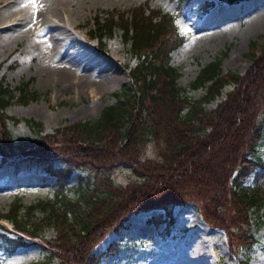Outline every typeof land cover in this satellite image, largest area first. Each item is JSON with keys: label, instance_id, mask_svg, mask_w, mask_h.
Wrapping results in <instances>:
<instances>
[{"label": "trees", "instance_id": "16d2710c", "mask_svg": "<svg viewBox=\"0 0 264 264\" xmlns=\"http://www.w3.org/2000/svg\"><path fill=\"white\" fill-rule=\"evenodd\" d=\"M180 1L182 12L190 3ZM103 14H94L88 34L102 43L106 34L121 29L137 58L129 68L130 81L112 92L115 99L96 118L60 124L43 139L17 144L5 108L14 97L25 102L37 95L28 86L30 79L14 87L0 80V155L46 163V170L60 175V182L83 162L97 167L127 162L140 178L122 186L105 175L99 184L79 185L75 197L60 192L51 201L27 206L16 202L11 213L0 216L12 222L16 233L10 237L9 228L2 225L7 229L0 234L3 247L13 251L26 243L25 237H37L36 227L18 215L21 208L26 214L40 210L56 228L55 238L43 242L57 254L58 264H91L97 259L94 246L123 226L129 215L167 209L205 192L211 193L202 206L205 220L224 229L231 252L248 247L256 238L251 210L264 205V161L257 153L264 135V47L260 54H252L244 74L223 72L221 56L201 65L189 87H204L205 93L192 99L177 83L179 69L169 62V52L183 41L171 14L145 2ZM228 83L233 87L226 97L206 109L205 103ZM25 121L41 131L40 121ZM144 140L152 142L156 157H139ZM56 161L63 167L53 169ZM251 172L254 182L244 185L243 178Z\"/></svg>", "mask_w": 264, "mask_h": 264}, {"label": "rangeland", "instance_id": "374dc122", "mask_svg": "<svg viewBox=\"0 0 264 264\" xmlns=\"http://www.w3.org/2000/svg\"><path fill=\"white\" fill-rule=\"evenodd\" d=\"M11 1L0 0V10ZM52 1L42 17L15 9L0 18V80L14 87L30 79L28 86L37 95L25 102L14 97L5 108V114L12 117L7 126L17 144L43 139L42 135L52 133L60 124L96 118L102 107L115 99L112 92L130 81L129 68L137 63L136 56L119 27L106 34L102 43L89 36L95 13L125 10L145 2L171 14L183 41L169 52V62L179 69L177 83L192 99L205 93L204 87H189L201 65L221 56L223 72L244 74L253 61L252 54H260L264 47V0H189V7L182 12L180 0ZM19 30L23 32L14 35ZM61 67L67 70L65 75L57 71ZM232 87L225 84L222 93L205 103V108H214ZM13 117L19 120L14 122ZM25 118L40 121L41 131ZM257 153L264 161V135ZM139 157H156L151 141H143ZM95 164L83 162L60 182V175L47 171L46 163L0 155V216L11 213L16 202L27 206L39 200L51 201L60 192L75 197L79 185L89 181L99 184V177L105 175L122 186L140 178L127 162ZM60 167V161L52 166ZM254 180L251 172L243 184L251 185ZM210 197L211 193L205 192L167 209L129 215L123 226L109 231L94 246L97 259L91 264H264V205L251 210L255 241L231 252L224 229L209 224L202 214ZM19 212L39 235L25 237L26 243L13 251L3 247L0 236V264H58L57 254L43 242L57 234L45 213L35 210L26 214L23 208ZM2 225L9 228L10 237L16 235L12 222L4 217L0 218V234L7 230Z\"/></svg>", "mask_w": 264, "mask_h": 264}, {"label": "bare ground", "instance_id": "6f19581e", "mask_svg": "<svg viewBox=\"0 0 264 264\" xmlns=\"http://www.w3.org/2000/svg\"><path fill=\"white\" fill-rule=\"evenodd\" d=\"M52 0H36V5L34 6L29 2V0H12L11 3H9L5 8L0 10V18L5 16L8 12H12L15 9H22L25 10L26 13L29 12L31 15H35L37 17L45 16L48 10V7L50 5ZM55 1V0H54ZM52 1V2H54ZM60 1V0H59ZM57 1V2H59ZM45 7V8H43ZM26 15V14H25ZM29 16V15H28ZM25 17V16H24ZM31 17V16H30ZM33 17V16H32ZM31 17V18H32ZM29 19V18H28ZM36 19V18H35ZM38 19V18H37ZM33 20V18H32ZM28 22V21H27ZM28 25V24H27ZM20 29V28H18ZM19 32H23L22 30H19L18 32L14 33L16 35ZM25 32V31H24ZM12 33V32H11ZM10 33V34H11ZM13 35V34H12ZM11 36V35H10ZM12 37V36H11ZM68 60H70V63H72V58L68 57ZM70 67V66H69ZM67 68V67H66ZM69 69V68H68ZM60 75H65L67 73V70L64 67H61L57 70ZM108 236V235H107ZM110 236V235H109ZM108 240V238L106 239ZM102 243V242H101ZM104 244V243H103ZM200 248L197 249L199 251ZM186 264H193L192 262L186 263Z\"/></svg>", "mask_w": 264, "mask_h": 264}, {"label": "snow or ice", "instance_id": "6c2138e0", "mask_svg": "<svg viewBox=\"0 0 264 264\" xmlns=\"http://www.w3.org/2000/svg\"><path fill=\"white\" fill-rule=\"evenodd\" d=\"M29 2H30L31 4H33L34 6L36 5V0H29Z\"/></svg>", "mask_w": 264, "mask_h": 264}]
</instances>
